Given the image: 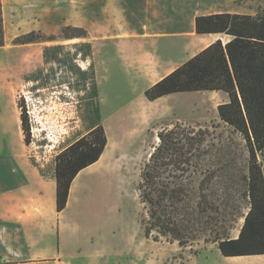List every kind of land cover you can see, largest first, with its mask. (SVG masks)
<instances>
[{
    "label": "rangeland",
    "instance_id": "rangeland-1",
    "mask_svg": "<svg viewBox=\"0 0 264 264\" xmlns=\"http://www.w3.org/2000/svg\"><path fill=\"white\" fill-rule=\"evenodd\" d=\"M130 1H144L152 13L154 36L148 37L144 32L136 37L105 39L114 26L123 30L122 34L129 32L126 18L119 14L125 6L122 0H3L6 39L5 46L0 48V146L8 149L6 153L29 158L50 177L56 156L67 146L87 135L94 126L101 123L106 129L111 120L124 117L139 106L145 112V123L132 147L110 153L75 182L72 203L61 216L68 243L64 254L76 255L69 261L72 264H264V258L255 256L243 261L224 257L212 243L201 241L180 247L166 239L155 242L145 237L142 226L145 209L138 186L144 165L158 143V132L178 122L210 130L214 124L220 126L219 131H227L219 118L218 106L228 101V96L223 92L200 91L172 94L149 102L143 95L145 84L138 77L143 62L139 61L138 70L136 60L128 63L129 56L121 51L162 50L167 62L175 63L186 53L199 50L200 45L173 37L162 39L164 28L172 26L175 18L189 25L191 17L205 9L200 0ZM223 2H217L209 10H218V5L225 4L221 11L255 15L260 7L264 8V0ZM177 14L184 15L182 21ZM89 24L93 27L91 35ZM68 26L74 28L71 33L85 30L88 38L83 41L92 43L93 51L118 52L113 58L102 51L93 56L97 93L91 85L81 87L87 83L78 67L88 70L91 64L81 59L72 61V55L81 50H64L59 57L63 63L46 64L44 48L51 43L15 42L32 31L59 36ZM80 41L62 43L72 45ZM146 64L150 67L153 61ZM36 76H42L39 83L32 81ZM22 106L29 115L30 144H26L22 128ZM259 158L264 170V154ZM237 203L246 212V203ZM243 223L239 219L231 237L239 234ZM49 261L41 264H50Z\"/></svg>",
    "mask_w": 264,
    "mask_h": 264
},
{
    "label": "trees",
    "instance_id": "trees-1",
    "mask_svg": "<svg viewBox=\"0 0 264 264\" xmlns=\"http://www.w3.org/2000/svg\"><path fill=\"white\" fill-rule=\"evenodd\" d=\"M73 30L65 27L59 36L32 31L15 42L51 43L44 48L46 64L63 63L59 57L64 50H81L72 55V61L91 62L88 70L78 67L87 83L81 87L91 85L97 93L92 43L83 41L88 38L85 30L71 33ZM195 32L222 34L227 39L216 40L147 88L145 97L154 102L177 93L223 92L228 101L218 106V115L227 131H219L220 126L214 124L210 130L178 122L158 132V143L138 186L145 209L144 235L180 247L201 241L216 244L227 258L264 255V170L259 158L264 154V8L255 15L225 12L197 16ZM5 39L0 0V48ZM67 40L82 41L62 43ZM41 77L32 81L39 83ZM21 120L25 142L30 144L25 106ZM107 144L106 129L100 123L56 156L57 212L67 208L74 180L101 159ZM238 201L246 203V212ZM239 219L244 223L238 237H231Z\"/></svg>",
    "mask_w": 264,
    "mask_h": 264
},
{
    "label": "crops",
    "instance_id": "crops-1",
    "mask_svg": "<svg viewBox=\"0 0 264 264\" xmlns=\"http://www.w3.org/2000/svg\"><path fill=\"white\" fill-rule=\"evenodd\" d=\"M219 1L224 3L223 0H200L202 8L205 10H201L194 17H191L189 25L180 23L179 19L175 18L172 19V26L164 28L165 34L162 35V39L173 37L185 41H194L200 45L199 50L186 53L177 62H167L161 53L162 50L121 51L129 56L128 63L136 60L135 65L138 70H140L139 61L143 62L142 70L139 71L141 77L140 74H138V77L145 84L144 96L147 88L169 75L198 52L218 39H227L222 34L199 35L195 32V18L197 16L225 12L236 13L221 11V7L225 4L218 5V10L210 11L209 7L216 5ZM122 2L125 6L121 8L119 14L122 18H126L129 32L128 34H122L123 30L114 26L111 29V34L107 35L105 39L118 40L125 37H136L139 33L143 34L144 32L147 33L146 36L148 37L154 36L151 24L152 13L148 11L149 9L144 1L133 3L130 0H122ZM177 15L181 17L180 20L182 21L184 15ZM112 21L115 22V17L112 18ZM88 32L90 35L93 33L91 24L88 26ZM100 51L105 52L112 58L118 53L116 50H94V55L99 54ZM132 55H137L138 58L133 59ZM150 61H153V65L149 67L146 63ZM128 71L131 73V70ZM6 151H8L6 147L0 146V264H41L44 260H50V264H72L69 260H74L76 255L73 253H70L68 257L65 255L64 247L68 246V243L61 222L62 214L69 207L71 192L67 208L60 213L57 212L55 170L50 177H47L38 166L32 164L29 158L20 157L16 154L11 155ZM83 172L84 170L81 173ZM79 175L74 182L80 177ZM70 226L67 228L68 231H70ZM237 237L238 235L235 238ZM254 258H264V255L255 256Z\"/></svg>",
    "mask_w": 264,
    "mask_h": 264
},
{
    "label": "bare ground",
    "instance_id": "bare-ground-1",
    "mask_svg": "<svg viewBox=\"0 0 264 264\" xmlns=\"http://www.w3.org/2000/svg\"><path fill=\"white\" fill-rule=\"evenodd\" d=\"M144 113L145 112L143 111V109L141 107L137 106L129 114L124 115V117H120L119 119L111 120L109 123L106 124L108 144H107L105 152L103 153V155H102V157L98 163L103 161L112 152H114V153L124 152L125 150L132 147V142L136 139V137L139 133V128L145 123V114ZM98 163L90 166L89 168L94 167ZM89 168H87V169H89ZM87 169H85V170H87ZM75 182L72 186L71 198H70L69 205L72 203V198L75 194V186H74ZM78 193H79V191H78ZM233 258L235 261H243V260H247L251 257L242 256V257H233Z\"/></svg>",
    "mask_w": 264,
    "mask_h": 264
}]
</instances>
